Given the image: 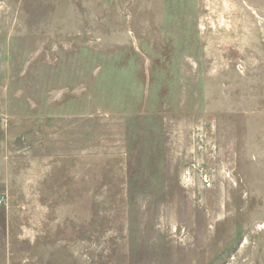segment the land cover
Instances as JSON below:
<instances>
[{"label": "rangeland", "instance_id": "obj_1", "mask_svg": "<svg viewBox=\"0 0 264 264\" xmlns=\"http://www.w3.org/2000/svg\"><path fill=\"white\" fill-rule=\"evenodd\" d=\"M0 264H264V0H0Z\"/></svg>", "mask_w": 264, "mask_h": 264}]
</instances>
